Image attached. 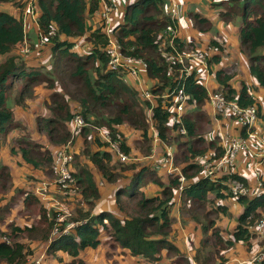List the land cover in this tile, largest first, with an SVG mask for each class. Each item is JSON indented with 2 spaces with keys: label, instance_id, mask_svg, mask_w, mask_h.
<instances>
[{
  "label": "trees",
  "instance_id": "16d2710c",
  "mask_svg": "<svg viewBox=\"0 0 264 264\" xmlns=\"http://www.w3.org/2000/svg\"><path fill=\"white\" fill-rule=\"evenodd\" d=\"M0 3L11 4L18 9L17 15L0 10V140L5 139L13 129L25 130L21 122L16 120L9 101L14 99L17 104L26 105L25 101L34 97L36 84H45L54 90L50 103H46L51 116L37 117L38 131L46 135L53 146L62 148L70 141L73 146L72 102H78L80 114L87 122L85 127L76 132L82 141L79 150L89 158L105 182L116 183L125 170L134 168V163L119 162L109 150L107 142L100 137L98 129L107 128L113 139L121 140L122 150L131 153L120 129L122 125H127L141 136V140L135 142V147L142 154H149L150 128L145 120L151 103L142 99L138 90L124 80V73L107 68L105 48L108 37L101 27L93 29L89 23L98 14L99 0H38L40 35L47 39V43L41 45L39 36V43L35 46L49 45L54 57L52 67L41 70L28 67L14 53L16 48L24 45L26 37L23 19L26 3L24 0H0ZM119 3L124 14L123 19L112 28L113 37L123 53L142 58L147 64V76L156 80L150 88L157 95L151 119L159 139L167 143L171 139L176 145L174 162L179 164L180 158L186 162L180 165L185 182L181 184L179 176L173 173H167V182H164L154 165L142 166L116 188L115 207L121 216L103 209L93 215L90 211L77 209L76 215L68 219L77 224L69 232H62L54 238L47 253L56 256L57 252L62 251L71 257L65 261L64 257L57 256L58 264H86L81 253L88 248H96L104 234L120 247L128 249L131 255L142 256L147 261H159L165 252L167 256L175 257L173 264H192L170 239L175 222L170 209L175 202V193L179 191L180 213L189 216L201 230L193 261L196 264H225L227 258L224 254L228 249L235 243H246L253 238L252 226L264 214V194L236 199L242 205V211L231 237L225 240L217 226L216 216L219 212L225 213L226 207L213 204L215 200L231 198L226 183L228 180L246 182V178L236 173L221 175L218 181L198 177L200 166L192 160L206 153L216 143L215 137L211 141L206 140L205 132L208 128L203 130L202 127L205 124L209 127V119L203 111L208 91L196 67L190 73L182 74L179 87L183 86V91L190 97L188 102L195 109L184 113L182 125L186 134H180V124L170 122L171 111L161 108L162 93L167 87H175L174 79L180 74L176 65L168 72L159 50V32L169 22L168 17L163 15L165 0H119ZM214 5L224 23H239L238 40L248 60V71L264 89V0H217ZM188 15L198 29L210 28L211 22L201 13L190 11ZM53 30L55 34H51ZM80 37L90 44L89 51L83 55L73 50V40ZM176 45L180 50L198 48L196 43H185L180 39H176ZM206 49L215 52L208 53ZM206 49H202L205 51V65L219 84L218 91L228 99L235 98L240 106L256 105L258 116L264 118L260 104L244 83L238 91L229 84L235 69L212 67L220 62L222 44L211 40ZM92 143L100 149L92 151ZM12 151L21 153L24 160L36 168H48L52 173V150L33 140L29 133L16 139ZM222 152L214 156L218 157ZM73 176L80 188L74 196L79 195V201L92 208L99 199V192L91 171L83 168L77 173L73 172ZM147 180L161 189L159 195L149 197L141 190ZM12 190L14 194L11 200L0 210V264H26L32 251L18 238L22 235L31 239L49 240L55 226L56 212L49 218L39 197L15 187L10 167L0 162V194ZM20 202L24 203V208L30 210L32 216L37 214L36 219L25 228L14 223L5 227L6 214ZM246 264H264V260Z\"/></svg>",
  "mask_w": 264,
  "mask_h": 264
},
{
  "label": "crops",
  "instance_id": "0c3cea01",
  "mask_svg": "<svg viewBox=\"0 0 264 264\" xmlns=\"http://www.w3.org/2000/svg\"><path fill=\"white\" fill-rule=\"evenodd\" d=\"M176 1L180 10L179 30L182 32L184 29L183 33L185 36H187L186 33L189 31L190 35H192L198 43L200 41H198L194 35H200L202 41L204 42L203 44L206 43V46L200 45L202 47H199V45L197 44L198 48L207 47L208 43L211 40H216L220 43L221 41H226L227 43L223 44L225 49L221 51L220 62L216 65H213L212 67L215 66L216 68L219 67L221 69H235V75L229 81V84L238 91L241 88L242 83H244L249 88V93H251V95L256 99L257 103L260 104L261 114L264 115V89L258 85L255 78L252 77L248 71V60L247 57L241 52L238 40L239 23H224L219 18L218 8H216L213 10V14L201 13L211 22L210 28L206 30L195 28L189 29L187 28V23L189 24L190 18L189 16L185 15V10L187 8L181 7V3L183 2L185 4V1ZM192 1L194 0H189L190 3ZM115 2L117 3L116 6L118 8L116 7V10L112 14V21H116V23H118L121 20V13L119 11L121 5L119 3V0H115ZM8 5V7H1L0 10L17 15L18 9L16 10V8H14L15 6L11 4ZM190 11L191 10L187 12L189 13ZM94 18H97V16ZM116 23H114L113 25H115ZM92 27L93 29L96 28L95 25ZM25 28L26 37L24 40V44L26 42L29 43V39L33 42H37L40 35L38 23H34L32 20L28 19L25 23ZM194 38L189 37L188 40ZM188 40L186 39V41ZM227 45L229 46L227 47ZM212 52L214 53L215 51H213V49L209 50V53ZM224 53L228 55L225 56ZM193 67L197 68L198 76L201 78V82L207 90H219V84L217 83L209 67H207L208 69H206V67L202 65L192 63V68ZM124 80H126L129 85L131 84V86H133L137 90L141 85L150 87L155 83V80L150 79L147 76V73L142 72L139 73V79H134L131 76L125 75ZM53 91V89H50L45 84H42L39 87H34V97L27 99L25 101L26 105L17 104L14 99H11L9 101L10 106L15 112L16 120L21 122L22 127H24L25 130L22 128L13 129L7 134L5 139L0 140V162L10 167L15 187L23 189L26 194L33 193L35 196L39 197V199L42 201L41 203L47 210L49 218H51V214L53 212L58 213V211L62 209L65 213H67L68 216H71L70 218L76 215L77 209H81L84 212L90 211L91 215L97 214L100 210L103 209L121 216V214L117 212V209L115 207L116 188L119 185L124 184L142 166L149 164L155 165V163L159 160L160 155L162 154L164 149L163 144L160 141L155 140L157 131H153L151 129L148 131L149 136L151 137V148L149 154L145 155L135 147V142L141 140L139 132L127 125H122L120 127L121 131L124 133L126 144L131 148V153L129 154L133 157L132 163H134V168L125 170L121 179H119L114 184L105 182L101 178L100 174L96 171L89 158L85 154H83L81 150H79L82 145V141L81 137L75 132L76 134H73L72 146L74 158L72 163L73 172L77 173L83 168L90 170L99 192V199L94 202L92 208H89L87 204L82 201H79L76 204L74 203V201H76V198L79 199V195L74 198L73 194L63 193L62 191L57 189L58 187L55 184V177L48 168H36L32 164L26 162L21 153H14L12 151V148L16 143V139L22 137L23 135H25V133H29L33 140L44 145V147L51 149L52 153L56 151L58 147L51 145L48 137L40 133L37 127L38 116H51V111L47 107L46 103H50V97ZM192 108L194 109L193 106H189L185 114L191 112L190 110ZM203 111L209 119V127L205 132V138L207 141H211V138H216L215 146L211 147L203 155H214L219 151H223L224 145L228 143L229 139L231 137L233 138L240 135L241 130L231 118L221 116L215 119L213 117L212 110L209 104L205 103L203 105ZM251 133L252 135H256L258 137L264 136V118H259V121L252 128ZM97 149L100 148H97L92 143L91 150L96 151ZM74 153H76L75 155H77V157L74 156ZM174 164L175 166H177L175 162ZM252 171V159L248 155H241L237 165L238 174L250 181ZM158 174L164 182H167V177L165 176L167 173L164 170L158 171ZM141 190L146 194V196L150 197L159 195L161 189L150 180H147V182L142 185ZM13 194L14 190L6 194H0V210L2 207L8 204ZM212 196L213 195H210V197ZM174 201V205L170 209V215L175 218V222L172 226L170 239L179 248L180 252H182L187 258L192 261V264H196L193 261V256L195 255L196 249L199 246L201 230L198 226L195 225L194 222H192V219L189 216H183L180 213L181 200L179 191L175 193ZM236 202V200L226 198L224 200H215L213 205L223 204L225 206L229 205L232 207V204ZM238 205L239 208L237 209V213L234 216L232 222L230 221L229 223H226L227 220H225L224 222L220 220L222 223H219L218 221L216 222L217 226L220 227L221 235L225 240L231 237V234L237 225V218L242 211V205L240 203H238ZM36 216L37 214L32 216L30 214V210H26V208H24V203L20 202L16 206H13L10 212L6 214V224H4V226L7 227L8 225L14 223L16 226L25 228L33 224ZM66 222L69 223L68 225L74 223L73 221L69 222L68 220ZM50 239L43 240L40 238H26L23 240V242L29 243L30 245H40L34 251V257L45 254V257L47 259H51V264H58L57 256H62L64 257L65 261H69L71 257L62 251L57 252L56 256L48 255L47 249L51 242ZM257 243V239L253 238H251L246 243H235L224 254L227 258V262L225 264H234L229 260L231 256H229L228 253L235 249L237 250V252L236 254H234L235 257L233 256L234 259H232L235 260L234 262H238L237 264L254 262L255 255L259 253V251L263 248V244L258 247ZM162 255V258L159 261L154 262L147 261L142 256H133L128 249L120 247L117 243L113 242L107 237V235L104 234L102 235L101 243L96 248H88L81 253V257L84 259L86 264H173L172 261L175 258L174 256L169 257L165 252H163Z\"/></svg>",
  "mask_w": 264,
  "mask_h": 264
},
{
  "label": "built area",
  "instance_id": "2783aa9c",
  "mask_svg": "<svg viewBox=\"0 0 264 264\" xmlns=\"http://www.w3.org/2000/svg\"><path fill=\"white\" fill-rule=\"evenodd\" d=\"M25 9L23 12L24 24L28 19H32L34 23H38L40 15L38 0H25ZM100 9L97 18L101 21L102 31L108 37V44L105 48L108 56L107 68L124 73L134 79H139V73H146L147 64L142 58L127 55L122 52L120 45L113 37L112 28V14L116 10L115 0H99ZM168 5L167 17L169 22L163 28L162 33L159 34V50L161 51L163 61L167 64L168 72L173 70L174 65L178 66L179 76L174 79L175 87H167L161 95V108L171 111L170 122L172 124L179 123L180 134H186V129L182 125V117L189 106V95L183 91V86L179 87L180 79L184 72L190 73L192 70V63L198 65H205V51L201 48H186L180 50L176 45V39L183 41L179 30V16L180 10L176 0H166ZM118 8V7H117ZM121 20L123 14H121ZM116 23V22H115ZM26 30V28H25ZM55 34V30L51 32ZM40 36L41 45L47 43V39L43 35ZM29 52V47H27ZM207 69V68H206ZM156 82V80H155ZM153 86V85H152ZM141 85L138 89L139 95L142 99L150 101L151 106L148 109V117L146 119L151 130L156 131L151 119V110L156 104L157 95L151 91V87ZM208 100L213 117H228L231 118L240 128L241 134L231 137L224 145L222 155L215 157L212 154L197 155L192 162L200 166L198 177H206L211 181H218V178L224 174L236 173L237 165L241 155H248L253 161V171L250 176V181L242 182L238 179L228 180V192L231 199L236 200L243 196L253 198L264 194V136L258 137L252 135L251 130L259 121L258 108L256 105L240 106L235 98L228 99L223 93L218 90H207ZM87 125V122L82 117L80 112H74L71 121L72 138L73 134ZM99 135L108 144L109 150L114 154L116 159L121 163L130 162L132 157L129 153L122 150V142L119 139H113L111 135L106 133L103 129H98ZM156 141L163 144V152L159 160L155 163L154 168L158 171L164 170L166 173L177 174L181 184L185 182L184 176L181 174L179 166L174 164L175 145L161 141L155 136ZM73 148L72 141L65 147L58 148L53 153L52 173L55 177V184L63 193L77 194L79 186L76 178L73 176ZM239 175V174H238ZM42 192V191H40ZM71 216L67 215L64 210H59L55 217V226L51 234V241L58 237L62 232H69L77 223L68 225L66 221ZM63 227V228H62ZM64 229V230H62ZM252 231L260 239H264V214L252 226ZM8 242H10L8 240ZM264 248V246H263ZM262 248V249H263ZM45 254L32 257L31 264H45ZM255 260V259H254ZM264 260V252L257 259Z\"/></svg>",
  "mask_w": 264,
  "mask_h": 264
},
{
  "label": "rangeland",
  "instance_id": "374dc122",
  "mask_svg": "<svg viewBox=\"0 0 264 264\" xmlns=\"http://www.w3.org/2000/svg\"><path fill=\"white\" fill-rule=\"evenodd\" d=\"M25 1V0H24ZM185 1V4L182 2L181 3V7H183V8H187L186 10H185V15L186 16H189L188 15V12L187 11H189V10H191V11H199L200 13H208V14H213L214 12H213V10L214 9H216L217 7H216V5H214V3H217V0H194V1H192L191 3L189 2V0H184ZM26 3V2H25ZM222 4L224 3V2H221ZM26 5V4H25ZM9 5L7 4H3V3H0V8L1 7H8ZM164 6H165V10L163 9V15H166L167 16V9H168V5H167V3H166V0H165V3H164ZM14 8H16V7H14ZM16 10H17V8H16ZM24 11V10H23ZM119 11H120V13L121 14H124L123 13V10L121 11V8L119 9ZM17 13H18V10H17ZM182 14V13H181ZM30 20H32V19H30ZM116 22V21H115ZM115 22H113V23H115ZM89 23L90 24H93V26L95 25L96 26V28L97 27H100L101 26V21H99V19L98 18H92V19H90L89 20ZM191 26H190V25ZM189 24L187 23V28H195V29H198L195 25H194V22L191 20V19H189ZM186 29V28H185ZM162 31H163V29H161V31L159 32V34L160 33H162ZM199 31H201V30H199ZM184 29H183V31L181 32L180 31V33H181V37H182V39L185 41V42H190V41H192V42H194V43H196V44H198L199 45V47H202V46H206V43L205 44H203L204 42L202 41V38L200 37V35H198V34H195L194 36L196 37V39L198 40V41H200L199 43L195 40V38L192 36V35H190V32L188 31L187 33H186V35L187 36H185L184 35ZM113 35V34H112ZM203 36H204V34H203ZM202 36V37H203ZM184 37V38H183ZM189 37H192V38H194V39H190V40H188V38ZM186 39L188 40V41H186ZM212 39V38H211ZM36 40V39H35ZM74 41V47H73V50H75V51H77L79 54H81V55H83L84 53H86V52H88L89 51V49H90V44L86 41V40H84V38H76V39H74L73 40ZM36 43V44H35ZM39 43V40L36 42H33V41H31L30 39H29V43H25L24 45H21V46H19L18 48H16L15 49V51H14V53L15 54H17L21 59H23V63H25V64H27L28 65V67L30 66V67H32V68H35V69H37V70H41V69H44V68H50V67H52V60L54 59V57H53V53H52V50H51V48L49 47V45H45V46H35V45H37ZM227 42L226 41H221V44H222V47H223V49H225V47L223 46V44H226ZM200 45H202V46H200ZM229 45H227V47H228ZM27 47H29V52H27ZM203 48H207V47H203ZM203 48H201V49H203ZM207 50V49H206ZM209 50H211V49H209ZM209 50H207V52L209 53ZM242 52V51H241ZM243 53V52H242ZM224 55L225 56H227L228 54H225L224 53ZM244 55V54H243ZM153 83V82H152ZM156 83V82H155ZM40 85H42L41 83H38V84H36V87H39ZM73 104V112H80V105L78 104V102H72ZM195 109V108H194ZM193 108L190 110V111H193L194 110ZM147 117H148V112H147V116H146V119H147ZM145 122H147L146 120H145ZM203 127V130H206L207 128H208V126L205 124V125H203L202 126ZM100 129H102V128H100ZM91 130H93V131H95V129L94 128H91ZM106 133H108L109 132V130L107 129V128H105V129H103ZM77 132V131H76ZM99 133V132H98ZM170 143H172L171 142V139H170ZM173 144V143H172ZM174 145V144H173ZM131 157H132V155H131ZM178 158H179V156H178ZM133 161V157H132V160H131V162ZM179 161H181V162H179V164H177L178 166H179V168H181L180 167V165H181V163H186L183 159L181 160V158L179 159ZM130 162V163H131ZM149 165H152V164H149ZM57 189H59V188H57ZM80 189V188H79ZM74 198H75V196H74ZM79 200L80 199H78V198H76V201H74V203H78L79 202ZM225 203V202H224ZM226 207V212L225 213H218V215L216 216L217 218H216V221H218L219 223H222V222H224L225 220H227L226 221V223H229L230 221L232 222L233 221V218H234V216L236 215V213H237V209L239 208V205H238V202H236V203H234V204H232V207L231 206H225ZM3 208V207H2ZM230 209V210H229ZM0 213H1V211H0ZM220 220H222V222L220 221ZM253 233H254V231H252ZM4 238V237H3ZM26 238H29V237H25V236H20L19 238H18V241H23L24 239H26ZM31 239V238H30ZM253 239H257V246L258 247H260V245H262L263 244V246H264V239H260L259 237H258V235H256L255 233L253 234ZM25 243V242H24ZM27 244V246H28V249L29 250H31L32 252H30L31 254L28 256V258H27V263L26 264H31V260H32V257L34 256V254H35V250H36V248L37 247H39L38 245L36 246L35 244V246L34 245H30L29 243H26ZM33 246V247H32ZM236 252H237V250L235 249V250H232L231 252H229L228 253V255L229 256H231L230 258H229V260L231 261V262H233V263H238V262H234L235 260H232V259H234V254H236ZM264 252V248L263 249H261L260 251H259V253H257L256 255H255V260L254 261H258L257 259L260 257V255L262 254ZM228 256V257H229ZM234 256V257H233ZM52 263V261H51V259L49 258V259H45V264H51ZM3 264H7V263H3Z\"/></svg>",
  "mask_w": 264,
  "mask_h": 264
}]
</instances>
